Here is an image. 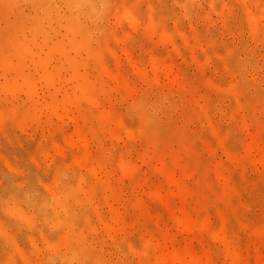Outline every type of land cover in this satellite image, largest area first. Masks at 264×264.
<instances>
[{
	"label": "rangeland",
	"instance_id": "1",
	"mask_svg": "<svg viewBox=\"0 0 264 264\" xmlns=\"http://www.w3.org/2000/svg\"><path fill=\"white\" fill-rule=\"evenodd\" d=\"M111 1L120 10L129 9L137 15V23L133 24L122 20L116 9L111 10L105 24L113 31V36L105 44L96 73L89 78L94 82L98 79L101 109L103 111L104 107L105 115H116V123L115 116L111 121L105 120L99 108L90 103L81 106L66 103L61 105L62 113L50 119V111L42 101L31 109V115L19 119L7 104L8 98L0 100V112H6L0 113V264H61V259L71 254L80 256L71 264H157L160 255L175 248L193 251L204 260L210 258L212 264H239L238 259L227 257L219 244L211 245L203 233H187L178 227L173 215L182 213L183 197L178 195L177 187L171 188L167 183L168 173L154 170L148 158L151 165L164 159L167 169L175 170L170 172L177 177L180 176L177 167L189 164L200 166L206 177L213 176L210 169L219 164L218 181L233 175L235 164L226 161L223 146L204 147L208 136L205 127L197 128L202 120L196 102L191 100V111H188L183 100L211 101L218 108L226 109L224 119L219 115L214 117L215 122H222L221 134L226 136L224 146L230 148L236 140L245 142L247 133L257 131L253 126L247 130L242 122L245 115L254 111L252 106H246L248 103L259 101L264 105V100L255 97V80L264 76V37L253 38L249 17L244 13L247 6L256 11L257 0ZM259 13L264 14V8L259 9ZM35 15L32 3L0 0V30L5 20L18 22L20 16H31L33 30L38 26L32 20ZM1 17L5 20L1 21ZM260 25L264 31L262 17ZM20 59L26 60L25 57ZM14 61L16 59L11 64ZM238 69L247 81L246 91L237 96L217 92V86L230 88L241 79ZM34 73V81L40 87L43 70L37 69ZM121 79L127 81L125 87L120 85ZM5 86L6 81L1 78L0 90H6ZM127 86L131 90L126 89ZM156 89L175 101L173 119L182 115L189 119L191 138L188 137L187 145L197 156L177 155L180 139H169L166 148L161 150L157 142H142L143 131L135 130L137 134L133 137L127 133L131 125L140 128L142 121L136 115L128 120L125 112L143 96H154ZM236 102L242 105L237 115V111H232ZM119 117L122 122L118 121ZM175 126L170 132L177 134ZM76 130L82 135L74 132ZM196 138L200 144L195 142ZM100 147L112 152L108 165L98 152ZM255 158H258L255 164L260 176L255 175L251 164L246 165L238 184L232 186L239 189V196L232 198L226 208L237 212V216L241 213L249 222L264 223V180L261 177L264 165L258 152ZM122 164H129L134 172L122 173ZM74 177H78L81 186L77 196L82 202H88L83 209H77L84 212L77 218V228L65 225L53 232L35 220L30 228L18 233L10 225L8 210L15 200L18 206L25 208V202L33 198L35 189L51 195L53 188L65 181L72 182ZM180 178L188 192L194 188L193 182ZM224 187L219 182H208L210 200L201 208L191 199L185 201L187 214L200 218L209 213L208 221H215L208 210L221 205L218 202ZM12 192L26 194L7 200L8 193ZM32 213L31 210V216ZM77 234L78 241H75L72 237ZM244 235L242 247L238 249L240 264H264V235L260 239L259 236L251 239L254 236L248 231Z\"/></svg>",
	"mask_w": 264,
	"mask_h": 264
},
{
	"label": "bare ground",
	"instance_id": "2",
	"mask_svg": "<svg viewBox=\"0 0 264 264\" xmlns=\"http://www.w3.org/2000/svg\"><path fill=\"white\" fill-rule=\"evenodd\" d=\"M25 1L30 5L32 3L36 10V15L32 19L34 23L38 24L35 29L31 30V16H20L18 22H7L4 17H1V21L5 20V26L0 30V79L3 78L6 81V90H0V100L8 98L7 104L14 109V113L16 112L17 114L16 117L19 119L31 115V109L42 101V104L46 105L50 111H48L50 119L62 113L60 111L61 105L73 103L81 106L85 103H90L92 106L99 108V113L105 120L109 121L115 116V122L116 118H118L116 115H113V113L105 115L106 112L103 113L105 111L104 107L103 111L101 109L102 103L100 101L99 89H97L98 79H95L94 82L89 78L90 75L96 73L95 69L98 67L100 57L106 49L105 44L110 36H113V31L105 24L108 14L116 9L122 20L136 24V12L129 9L120 10L116 3L108 0L107 7L103 9L102 15L97 18L91 13L90 9L100 8L99 0H88L87 3H85V0ZM193 1L186 0V3ZM254 6L256 7V11L247 6L244 13L249 17V29L253 38L260 39L264 37V31L261 30L260 25V19L261 17L264 18V14L259 13V9L264 8V0H257ZM163 38L166 39V35L163 34ZM21 57H25L26 60L22 61ZM14 59L16 61L13 64H16V66L12 68L13 64H11V61ZM156 63L157 61L153 62L154 66ZM252 66L255 67L254 64ZM37 69L43 70V83L40 87H37L33 77L35 74L34 70ZM237 71L240 72L241 79L230 88L217 86V92H227L232 96H237V94L246 91L247 81L243 76V72L241 69ZM127 84V81L123 79L120 85L125 87ZM255 85L257 87L255 97L264 100V88L260 86L264 85V76L256 79ZM47 97H50V99H46ZM43 99L45 100L43 101ZM191 100L196 102V107L201 114L199 119L202 122L201 124L198 122L197 128L205 127L204 130L207 131L208 139L204 142V147L209 148V146L213 145L223 146L226 161L235 164L236 169L233 175L226 177L224 181H218L217 177H221L219 164L213 165V169H210L211 174H213L210 177H206L203 174L200 166L195 167L189 164L183 167L176 166V172L180 173V176L177 177L171 173L175 170L167 169V162L164 159H159V164L154 162L151 165V161L148 158V163L159 173L166 175L168 173L166 178L167 183L171 188L173 186L177 187V191H179L178 195L183 197L180 208L182 213H175L173 215V220L178 227L187 233H203L202 235L211 245L219 244L224 248L222 250L227 254V257H232L234 260L238 259V263L240 264L238 249L242 247V241L245 237L244 232L248 231L251 237L254 236L251 239L258 236L260 239L264 235V223L249 222L241 213H238L237 216V212L235 214V212L228 211L226 204L230 206V200L232 198L235 200L236 196H239V189H235L232 186L238 184V180H240L239 175L243 173L241 171H243L246 165L251 164L256 176H260L261 174V172L257 173L258 167L255 161L258 158H255V152L259 153L260 159L262 157L261 162L264 165V105L259 101L246 105L252 106L254 111L243 117V125L246 126L247 130L253 126L257 131L247 133L245 142H242L243 140H236L229 148L227 145L224 146L226 136L221 134V129L223 128L222 122L219 123L218 121L217 123L214 118L216 115H219L220 118L224 119L228 113L225 111L226 109H223V107L218 108L211 101L183 100L188 111L190 110ZM19 102L21 103L17 105ZM241 107V103L236 102L235 109H232V111H237L236 115L240 114L238 110ZM175 109V101H172L169 96L163 95L160 90L156 89L154 96H143L134 105L131 104V107L125 112L128 120L131 116L136 115L142 121L140 128L138 126L135 129L136 126L131 125L128 132H126L130 137H133L134 134H137L135 130L143 131L145 135L142 134L144 140L142 142L144 144L147 140L157 142L161 150L166 148L169 139H180L176 154L197 156L195 150L187 145L189 143L188 137L191 138L188 135L190 121L184 115L173 119L171 112ZM0 113L6 114L4 111ZM120 118L118 121L122 122ZM175 124L177 125L175 126L178 130L177 134L170 132ZM74 132L82 135L78 130ZM84 138L86 140V137L83 136ZM195 142L200 144V140L197 138ZM240 145L243 147L242 150H240ZM98 152H100L107 165L111 163V151L100 147ZM121 170L124 174L134 172L129 164H122ZM180 177H185V179L193 182L194 188L188 192L185 182ZM261 177L264 180V174ZM210 181H215L216 184L219 182L222 186H225L223 191H221L223 195L219 197L220 201L218 204L221 205L214 208L210 207L211 209L208 210L210 214L212 213L215 216L216 220L209 222L208 217L210 215L208 212V215L204 217H190L185 209V201L191 199L195 202V206L200 208L201 205L204 206V203H207L211 198V193L208 191V182ZM42 184L45 188L49 187L45 183ZM80 187L78 177H74L72 182L65 181L62 182L60 187L53 188L50 192L52 193L51 195L42 194L40 190L37 191L35 189L33 198L26 199L25 208L18 206L19 204L15 200L11 210H8L10 225L14 226L18 233L23 232L26 228H30L31 224L36 222L35 220L42 222L48 231L51 230L53 232L65 225L76 227L78 216L84 215V212H78L77 209H83L82 206L88 205V202H82L77 196ZM248 187L250 186L246 188ZM25 194V192L8 193L7 197H10L7 200L13 197H25ZM150 194L158 196L153 192H150ZM227 200L229 202L225 203ZM88 201L90 202V200ZM31 210L33 211V216H31ZM260 233L262 234L257 235ZM73 238L75 241H78V234ZM50 245L53 244L50 243ZM79 257L77 254H71L68 257L62 258L61 262L64 261L65 264L70 262L71 264L75 258ZM156 263L212 264V260L210 258L204 260L190 250L184 252L181 248H175L166 252L163 256L160 255Z\"/></svg>",
	"mask_w": 264,
	"mask_h": 264
},
{
	"label": "clouds",
	"instance_id": "3",
	"mask_svg": "<svg viewBox=\"0 0 264 264\" xmlns=\"http://www.w3.org/2000/svg\"><path fill=\"white\" fill-rule=\"evenodd\" d=\"M88 0H85V3H87ZM100 3V8H91L90 11L91 13L96 16L97 18H99L100 15H102L103 9H105L107 7L108 4V0H99ZM61 264H65L64 261L61 262ZM68 264H70V262H68Z\"/></svg>",
	"mask_w": 264,
	"mask_h": 264
}]
</instances>
